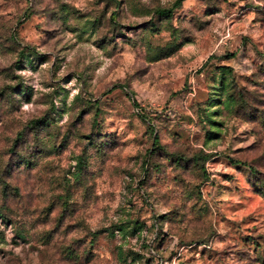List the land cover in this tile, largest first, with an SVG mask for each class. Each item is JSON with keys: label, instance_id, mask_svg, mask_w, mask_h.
Segmentation results:
<instances>
[{"label": "rangeland", "instance_id": "374dc122", "mask_svg": "<svg viewBox=\"0 0 264 264\" xmlns=\"http://www.w3.org/2000/svg\"><path fill=\"white\" fill-rule=\"evenodd\" d=\"M173 2L0 0V264H264V0Z\"/></svg>", "mask_w": 264, "mask_h": 264}, {"label": "trees", "instance_id": "16d2710c", "mask_svg": "<svg viewBox=\"0 0 264 264\" xmlns=\"http://www.w3.org/2000/svg\"><path fill=\"white\" fill-rule=\"evenodd\" d=\"M180 1L181 0H174V2L172 3V6L170 8H172V7L176 6L177 4H179ZM170 8H168V9H161V10L158 11V13L159 14H168L170 12V10H171Z\"/></svg>", "mask_w": 264, "mask_h": 264}]
</instances>
